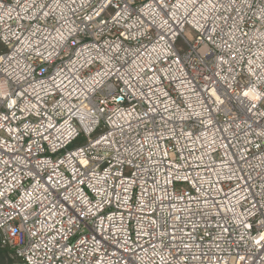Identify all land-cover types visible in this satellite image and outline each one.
<instances>
[{"label": "built area", "instance_id": "1", "mask_svg": "<svg viewBox=\"0 0 264 264\" xmlns=\"http://www.w3.org/2000/svg\"><path fill=\"white\" fill-rule=\"evenodd\" d=\"M0 247L264 264V0H0Z\"/></svg>", "mask_w": 264, "mask_h": 264}, {"label": "rangeland", "instance_id": "2", "mask_svg": "<svg viewBox=\"0 0 264 264\" xmlns=\"http://www.w3.org/2000/svg\"><path fill=\"white\" fill-rule=\"evenodd\" d=\"M185 32L187 35H191V31H189L187 28L185 29ZM178 45L184 47V43H182L181 40L178 41ZM7 251H9V250H7ZM0 261H1V259H0ZM16 263H18L17 260L14 259L10 253L7 256V258L4 259V264H16Z\"/></svg>", "mask_w": 264, "mask_h": 264}, {"label": "trees", "instance_id": "3", "mask_svg": "<svg viewBox=\"0 0 264 264\" xmlns=\"http://www.w3.org/2000/svg\"><path fill=\"white\" fill-rule=\"evenodd\" d=\"M8 248H4V247H0V264H4V259L7 258V256L9 255V251H7ZM18 263L16 264H24L21 263L20 261L17 260Z\"/></svg>", "mask_w": 264, "mask_h": 264}]
</instances>
